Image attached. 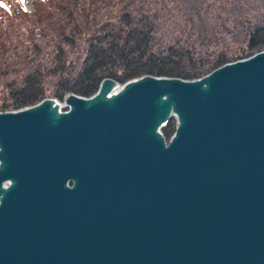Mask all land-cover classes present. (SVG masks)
<instances>
[{
  "label": "water",
  "instance_id": "obj_1",
  "mask_svg": "<svg viewBox=\"0 0 264 264\" xmlns=\"http://www.w3.org/2000/svg\"><path fill=\"white\" fill-rule=\"evenodd\" d=\"M0 264H264V50L0 111Z\"/></svg>",
  "mask_w": 264,
  "mask_h": 264
},
{
  "label": "trees",
  "instance_id": "obj_2",
  "mask_svg": "<svg viewBox=\"0 0 264 264\" xmlns=\"http://www.w3.org/2000/svg\"><path fill=\"white\" fill-rule=\"evenodd\" d=\"M0 0V111L100 81L195 79L264 50V0ZM171 119L163 128L168 139Z\"/></svg>",
  "mask_w": 264,
  "mask_h": 264
},
{
  "label": "rangeland",
  "instance_id": "obj_3",
  "mask_svg": "<svg viewBox=\"0 0 264 264\" xmlns=\"http://www.w3.org/2000/svg\"><path fill=\"white\" fill-rule=\"evenodd\" d=\"M21 1V0H19ZM22 3L27 7V9H31L33 4H32V0H22Z\"/></svg>",
  "mask_w": 264,
  "mask_h": 264
}]
</instances>
